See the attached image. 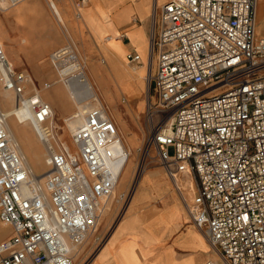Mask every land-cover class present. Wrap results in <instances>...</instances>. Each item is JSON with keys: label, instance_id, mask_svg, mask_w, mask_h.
Wrapping results in <instances>:
<instances>
[{"label": "built area", "instance_id": "built-area-1", "mask_svg": "<svg viewBox=\"0 0 264 264\" xmlns=\"http://www.w3.org/2000/svg\"><path fill=\"white\" fill-rule=\"evenodd\" d=\"M24 1L6 0L9 7ZM258 3L168 0L156 10L149 65L155 61L151 79L158 104L150 110L162 120L138 152L146 159L154 148L173 181L186 172L193 176L196 194L186 208L216 255L203 264H264V37L257 35ZM5 11L0 0V16ZM127 61L139 66L142 58L129 54ZM31 80L0 46V83L15 94L18 108L31 111L28 122L48 149V170L38 178L8 132L9 115L0 111V223L11 229L0 242V264H76L92 236L97 250L107 242L100 233L106 204L113 198L125 209L141 172L117 195L130 155L105 107L89 111L70 136L71 149L53 123L51 105L37 90L26 93Z\"/></svg>", "mask_w": 264, "mask_h": 264}, {"label": "crops", "instance_id": "crops-1", "mask_svg": "<svg viewBox=\"0 0 264 264\" xmlns=\"http://www.w3.org/2000/svg\"><path fill=\"white\" fill-rule=\"evenodd\" d=\"M166 1L25 0L9 7L1 0L8 8L0 16V46L14 68L32 78L27 86L29 90V87L37 89L33 78L52 77L46 63L48 58L64 54L69 39L76 41L88 58V67L98 63L104 73L106 83L101 94L110 92L115 101L123 92L120 87L117 89L109 63L104 60L103 40L110 36L121 39L118 42L120 52L109 50L115 59L126 58L127 61V55L139 54L142 58L139 66L147 67L145 78L149 85L153 73L149 62L155 15ZM257 35L264 37V2L257 8ZM52 64L59 74L58 66ZM40 71L48 74L40 77ZM147 97L149 99V95ZM51 106L55 108L52 103ZM56 109L61 116L65 114L60 108ZM163 169L155 166L151 174L147 173L142 179L137 189L140 185L142 188L137 191L130 213L117 224L102 248L97 250L93 246L87 260L89 264H151L155 259H163L166 264H203L211 258L213 252L202 231L194 224L182 229L189 217L187 199L195 193L191 176L179 174L173 181ZM184 175L192 182V190L185 184ZM177 189L186 200L185 204L177 196ZM0 226L11 233L10 227Z\"/></svg>", "mask_w": 264, "mask_h": 264}, {"label": "rangeland", "instance_id": "rangeland-1", "mask_svg": "<svg viewBox=\"0 0 264 264\" xmlns=\"http://www.w3.org/2000/svg\"><path fill=\"white\" fill-rule=\"evenodd\" d=\"M4 2H5V5H7L6 0H4ZM263 2L264 0H259L258 5L259 4L261 5ZM105 40L108 41L107 38H105ZM74 51H76L79 54L80 62L76 64V67L74 69H71V70L67 69V71L62 75L58 74L53 68L52 62L56 64L59 62L61 63V61L65 59V57H68L69 55L73 54ZM87 61H88V58L86 55L82 53L78 42L76 41L74 42L71 39H69L68 43L66 44V51L63 55L55 56L53 58H48V60L46 61V63L49 64V67H50L49 73H52V77H46L40 80L33 78V80H34L35 87L38 89L37 91L42 93L45 99L44 101H46L47 103L51 102L52 104L55 105V108L53 107V109L56 110V121L58 123V125L56 124V126L59 127L60 130H62L61 137H63L64 139L67 137L68 139H70V136H68V133H66V129L64 127L65 123H64L63 118L66 115H68V113L70 112L75 113V111H78L79 107H77L76 104H79V106H81L82 104H88L92 99H88L87 96L95 97V95L97 94L105 102V105L107 106L111 117L113 118V120L115 121V123L117 124L119 128V132L121 134L122 139H124L125 141H128L129 139L131 140V142H129V147L132 149V152H133L131 169L125 172L126 174L123 176V180H121L117 186L116 194L118 195L123 191H128L132 187L137 176L139 175V170L142 174L145 165L149 167L148 174L149 173L151 174V171L154 170L156 164L159 167L163 166L154 148L152 150L153 151L152 157H150L149 156L150 154H149L146 159H143L142 155L138 152V149L142 148L146 144L147 138L152 130L153 125L157 124L160 120H162L160 117H157L156 114H154L153 110H150L151 105L153 107H157L158 96L154 89L153 80L150 79L149 86L147 85V89L145 92H142L139 95H133L132 97H129L128 95L126 96L121 95L119 96L118 100H116L115 98V101H114L111 93L107 92L105 94L103 93V95L101 94V90H103L102 89L103 85H105L106 82L104 80V73L101 71L97 63L98 60L96 59L94 60L95 62L97 61L96 62L97 65L94 64V66L92 67L87 66L88 65ZM99 61H102V58H99ZM80 63L84 65L85 69H87L86 70L87 74L89 75L93 74L95 79L94 78L92 79V83H90L89 80L87 79V74L85 72V69L81 67ZM125 65H126L127 71H129V73L135 79L139 80L142 83H147L146 78H145L146 67L143 68V66H139V67L131 68L130 67L131 65L129 66L128 63H126ZM153 68L154 69H153L152 76H154V73L156 71L155 63L153 65ZM39 74H40V77H44L45 75L48 74V72L40 71ZM70 76L72 77V79L69 78ZM45 82H48V83L50 82L52 84V87L49 89H45L44 88ZM55 88L59 91L61 96L57 95V93L53 94L52 91H54ZM34 91L35 89H33V87H29V91L28 92L26 91V93L31 94ZM112 91L114 92V89ZM11 95H13L14 97L13 106H15V94H11ZM108 95H110V98H108ZM147 95H149V102L146 101V104H145V100H147L148 98ZM140 101L143 102V105L145 104L143 109H140V108L138 109V103ZM58 102H62V104L65 106L64 108H62V110L66 112L62 116L60 115V111L56 109ZM51 103L49 104L51 105ZM2 107H3L2 110L4 111L7 110V106H2ZM72 124H73L72 125L73 130H75L78 126H80V124L77 122H73ZM9 126L12 128L11 119L9 120ZM27 127H28L27 129L30 130V133H33V135H35L39 143V137L37 133L35 132L33 126L28 122ZM20 130L21 128L19 126V134L18 133L16 134L19 137V141L23 149L27 151L29 150L27 148L28 144L26 142L25 136L23 135V133L20 132ZM135 134H138L139 137L136 142H133L131 137L132 135H135ZM172 154H173V150H170V155ZM164 169L163 171L167 173L166 169L165 170ZM184 177H185V184L192 190V182L189 181L186 175H184ZM140 188H142V185H140L138 189ZM176 193L179 198L180 197L182 198L181 200L185 204L186 200L183 198V196L181 195L178 189L176 190ZM194 196L195 194H193L191 198L187 199V202L189 204L193 201ZM134 202L135 200L133 201V203L131 202L130 204L132 208H133ZM108 204L109 205L106 207L107 211L105 212L104 219L100 227V233L102 236L107 234L109 237L112 231L116 228L121 217L123 216L124 207L122 203H119L117 200L114 201L113 198L110 199ZM129 213L130 211L125 214L124 218ZM191 224H194V223L192 222L191 217L189 216L188 219L185 220V224L183 225L182 229L186 228L187 226ZM0 225H4V224L0 223ZM8 231L9 230L2 228L0 226V242L8 239L11 236V233H8ZM94 239H95L94 236H92V238L89 239L88 244L86 245L85 249L79 255V258L76 264H89V261L87 260L89 259L88 257L92 255V251L95 248L93 247L94 246L93 244H95ZM210 249H211V252H213L211 245H210ZM213 255H215L214 252H213Z\"/></svg>", "mask_w": 264, "mask_h": 264}, {"label": "bare ground", "instance_id": "bare-ground-1", "mask_svg": "<svg viewBox=\"0 0 264 264\" xmlns=\"http://www.w3.org/2000/svg\"><path fill=\"white\" fill-rule=\"evenodd\" d=\"M137 39H139V38H137ZM107 40L108 41H106L105 39L103 40V44L105 46L104 47V52H103V54L105 55L104 59H105L106 62L109 63V67H110L111 73H112V75H113V77H114V79L116 81L117 89H119V87H120V90H122L124 96H126L127 93H130L131 94L130 97H132L133 95H139L140 93L145 92L146 88H147V84L146 83H142L139 80L135 79L129 73V71H127V68H126V65H125L127 63L126 58L115 59L111 54H109V50H116V51H119V52L121 51L119 49L120 47H119V44H118L119 40H121V39L113 37V36H110V37H107ZM136 41H138V40H136ZM146 42L148 43L149 40L146 41ZM123 54H124V52H123ZM79 62H80L79 54L76 51H74L73 54H71L68 57H66V59H63L61 61V63L59 62V63L56 64V65H58V69L57 70H59L58 71L59 74L62 75V74H64L67 71V69H69V70L74 69L76 67V64L79 63ZM153 65H154V62H152V65L150 64V71L153 70ZM66 66H68V67H66ZM81 67L83 69H85L84 65H82V64H81ZM86 70L87 69H85V72H86ZM145 70L147 71V67H146ZM86 74H87V72H86ZM96 76H98V75H96ZM87 79L89 80L90 83H92V79L93 78H92L91 74L90 75L87 74ZM30 83H31V81H30ZM30 83H29V85H30ZM35 90H37V89H35ZM26 91L28 92L29 90L26 89ZM52 92H53V94L57 93V95H60L59 91L56 88ZM0 93H1L0 94V108H1L0 111H3L5 113H7L9 115V120L11 119V122H12V128H11L9 126V120H8V123H7L8 132L11 135V137L13 139V142L16 144L20 155L24 159L26 167L32 172V174L34 176H36L38 178H42L44 173L48 170V166H47L48 149H47V146L43 142H41L40 138H39V143H38L35 135H33V133H30V130L27 129L28 128L27 127L28 119H29V117L31 118V115H32L31 111L28 108H26V107L25 108H18L17 107V102H16V96H15V106H13V98L14 97L11 94H14V93L11 92V91H8L1 83H0ZM39 93H40L41 98L43 100H45L43 95H42V93L41 92H39ZM87 98L88 99H92V100L88 104H82L81 106H79V104H76L77 107H79L78 111H75V113L74 112L73 113L72 112H70V113L67 112L68 115H66L63 118L64 123H65L64 127L66 129V133H68V136H71V134L79 127L78 126L75 130H73L72 129V125H73L72 123L73 122H77L80 125H82V123L84 122L87 114L93 108H96L98 106H104L106 111H107V113H108V115H109V117H111V115H110V113H109V111L107 109V106L105 105V102L101 99V97L98 94L95 95V97L87 96ZM108 98H110V95H108ZM146 101L149 102V99L147 98V100H145V104H146ZM144 105H143V102L140 101L138 103V109L139 108L143 109ZM2 106H7V110H5V111L2 110V108H3ZM57 107L62 110V108H64L65 106L62 104V102H58ZM52 112H53V116H54L53 123L58 125V123L56 121V110L52 109ZM25 125H26V127H25ZM19 126L21 128L20 132L23 133V135L25 136L26 142L28 144L27 148L29 150H27V151H25L23 149V147H22V145H21V143L19 141V137L16 134V133L19 134ZM138 137H139L138 134L132 135V137H131L132 141L136 142L138 140ZM61 138L63 139L64 143L69 148L72 149V145L70 143V139H68V137L65 138V139L63 137H61ZM123 142H124V145L127 148L128 152H129L130 156H129L128 161L125 164L123 170L121 171L119 182L121 180H123V176L126 174L125 172L128 171L129 169H131L132 156H133L132 149L129 147V142H131V140L129 139L128 141H125L123 139ZM149 154H150L149 156L152 157L153 151H150ZM155 166H157V164ZM163 168H165V167H163ZM148 169H149V167L147 165H145V167L143 169V172H142V174H141V176L139 178L138 185L142 181V179L147 175ZM37 172H39V173H37ZM186 173L189 174L191 176L192 180H193L194 190H195L194 194H196L195 180H194L193 176L190 173H188V172H186ZM138 185H137V187H138ZM137 191H138V189L136 188V190H135V192H134L129 204L124 209V214L121 217L120 221L124 218L125 214L128 213L130 211V209H132L130 204H131V202L133 203V201L135 200V197L137 195ZM108 205L109 204L107 203L106 207ZM200 231H202V230H200ZM202 233L204 234L203 236L206 237L205 232L202 231ZM207 242H208V240H207ZM211 258L215 259L216 256L212 254ZM151 264H166V261H164L163 259H155V260H153L151 262Z\"/></svg>", "mask_w": 264, "mask_h": 264}]
</instances>
